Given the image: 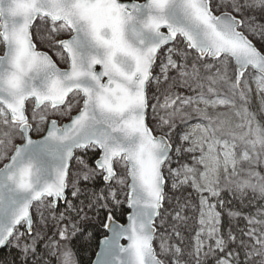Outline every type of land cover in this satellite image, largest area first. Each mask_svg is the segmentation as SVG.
Wrapping results in <instances>:
<instances>
[{"label": "snow or ice", "instance_id": "obj_1", "mask_svg": "<svg viewBox=\"0 0 264 264\" xmlns=\"http://www.w3.org/2000/svg\"><path fill=\"white\" fill-rule=\"evenodd\" d=\"M254 39L264 0H0V264H76L102 211L92 264H264Z\"/></svg>", "mask_w": 264, "mask_h": 264}, {"label": "trees", "instance_id": "obj_2", "mask_svg": "<svg viewBox=\"0 0 264 264\" xmlns=\"http://www.w3.org/2000/svg\"><path fill=\"white\" fill-rule=\"evenodd\" d=\"M85 155H86L85 159L87 160L88 164L90 166H94V159H95L96 154L89 151L85 153ZM262 172H264V170ZM86 186L89 189H95L98 191L100 188L104 187V183L101 177H97L95 181L87 184ZM81 187H85V182H81ZM71 191L72 189L69 188L68 189L69 199H73L71 197ZM224 197L225 199H229L227 193H224ZM81 198L83 199L84 197H81ZM73 203L79 205V200H73ZM261 203H264V202H261ZM233 205H235L236 207H239L238 203H236L235 201L233 202V204H230L229 207H233ZM64 207L65 205L64 206L59 205V207L55 210V214L59 215V212L62 211ZM244 211L245 212L254 211V209L245 208ZM127 212H128V209L125 203L121 205V207L118 210L113 211V216L116 221L120 223H124L126 220ZM88 215L89 217H94L93 212H89ZM105 217H106V213L102 211L100 213L99 218L89 219L88 221L85 222L86 231L92 233V238L90 240L85 239L78 235L71 242H68L69 248L74 253V259L76 261V264H92L95 253L98 249L99 241L104 235H106V232L104 231L102 227ZM190 223L194 224V221H190ZM224 226L226 229L227 228V217H225L224 219ZM191 235H194V233H191ZM56 238L58 239L59 237L57 236ZM41 250L42 249L40 245H38V251H41ZM14 254H15V249L12 250V255ZM2 257L11 258L9 255V250L7 248L0 251V258ZM50 261H51V264H58L57 259L55 257H51Z\"/></svg>", "mask_w": 264, "mask_h": 264}, {"label": "rangeland", "instance_id": "obj_3", "mask_svg": "<svg viewBox=\"0 0 264 264\" xmlns=\"http://www.w3.org/2000/svg\"><path fill=\"white\" fill-rule=\"evenodd\" d=\"M251 38V37H250ZM254 43H256V46L261 50V51H264V45H261L258 41H256L255 39H254ZM2 52V50H0V53ZM61 67H65V65H63V64H61L60 65ZM254 93V92H253ZM256 107H258V101H256ZM67 121V118H63L60 122L61 123H63V122H66ZM197 121H195V120H193V121H191L190 123L191 124H195ZM182 131H187V130H189V129H187V128H182L181 129ZM33 134H35V133H33ZM177 143H179V138L177 137V141H176ZM4 162H6V161H4ZM2 163L3 162H0V167L2 166ZM173 166H175V165H173ZM71 167H72V170L73 171H75V169L77 168V164H76V161L75 160H73V162H72V165H71ZM264 169H261V171H263ZM117 171H120L119 169H117ZM188 192H191V188H189L188 190H187ZM193 197H194V202H196V203H198V198L197 197H195V194H193ZM55 211V210H54ZM33 217H34V219H38V216H37V214L35 213V211H33ZM47 235H52V227L50 226L49 228H48V231H47ZM59 239V238H58Z\"/></svg>", "mask_w": 264, "mask_h": 264}, {"label": "water", "instance_id": "obj_4", "mask_svg": "<svg viewBox=\"0 0 264 264\" xmlns=\"http://www.w3.org/2000/svg\"><path fill=\"white\" fill-rule=\"evenodd\" d=\"M1 55H2V54H1ZM97 70H99V67H98ZM103 183H104V182H103ZM61 205H64V204L61 203ZM118 223H119V222H118ZM125 223H127V220H125L124 224H125ZM120 224H122V223H120ZM103 229H104V228H103ZM104 231H105V229H104ZM105 232H106V231H105ZM106 234H107V233H106ZM122 242L126 243V241H122ZM3 249H5V248H0V251L3 250ZM97 251H98V249H97ZM94 258H95V256H94ZM93 260H94V259H93Z\"/></svg>", "mask_w": 264, "mask_h": 264}, {"label": "flooded vegetation", "instance_id": "obj_5", "mask_svg": "<svg viewBox=\"0 0 264 264\" xmlns=\"http://www.w3.org/2000/svg\"><path fill=\"white\" fill-rule=\"evenodd\" d=\"M149 124H151V121H149ZM80 156H83L84 158L86 157V155H85V153H83V152H80V153H78Z\"/></svg>", "mask_w": 264, "mask_h": 264}]
</instances>
